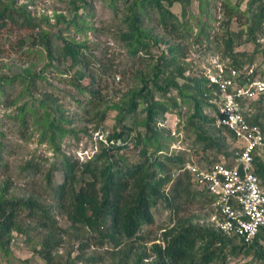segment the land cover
I'll return each instance as SVG.
<instances>
[{
	"label": "trees",
	"instance_id": "obj_1",
	"mask_svg": "<svg viewBox=\"0 0 264 264\" xmlns=\"http://www.w3.org/2000/svg\"><path fill=\"white\" fill-rule=\"evenodd\" d=\"M83 1L85 7H90L87 0ZM200 1L205 4L203 11L210 17L212 0ZM216 1L214 0V5ZM244 1L247 5L245 10L242 9ZM175 3H180L183 7L184 21L172 11ZM191 3L192 0H134L127 7L124 19L127 30L121 34V38L127 43L132 55L143 53L154 64L148 74H141L138 78L139 88L131 90L120 104L113 106L118 111L116 123L114 131L108 136L109 146L103 149L102 154L79 163L61 152L57 140L66 132L63 124L69 120L58 106L47 108L43 120H40L41 114L36 113L35 106L28 108L24 105L19 109L18 117L22 124L27 126L26 115L31 112L36 120L38 119L39 125H42L43 135H48L52 143H56L55 149L62 159L51 171H61L64 181L61 184L48 182L52 197L73 225L88 228L100 244L111 243L113 247H120L125 240H142L151 234V230L146 234L144 231L154 223L153 208L163 205L171 212L172 227L163 231L161 242L152 244L151 252L154 258L149 264H214L217 261L225 262L229 254L238 255L241 252L253 254L264 263V226L255 240L247 243L237 236L224 234L212 224L201 225L194 220L195 216L190 214L192 206L197 201L210 202L211 199L205 190L194 185L190 173L185 170L189 162L185 153L169 152V140L172 138L159 126L168 113L180 112L183 106L189 105L193 112L187 118V127L194 134L192 147L196 154L200 155L207 166L218 163V156L223 153L232 158V161L226 164H234L238 149H227V141L235 142V134L228 127L217 124L218 119L222 117L216 103L217 85L182 61L186 58L184 46L171 45L152 35L151 30L144 26L145 16L151 17L150 13L156 12L159 15V24L168 33H178L182 28L186 31L190 29L187 8ZM220 6L228 16V23L245 18L242 30H229L227 36L221 40L217 36L210 39L206 26H203L196 42L203 44L206 41V49L209 52H212L213 45L220 47L223 43L224 57L230 61L229 65L241 73L240 82L250 81L259 72L255 68L248 74L255 64L254 55L245 51L238 52L236 47L244 42H253L257 49L263 47L260 39H264V0H238L235 3L232 0H222ZM76 9H79V6H76ZM77 12L73 23L83 29L85 20L79 15V11ZM9 22L27 29L38 27L36 20L26 9L0 0V30ZM37 36L51 62L58 59V55L71 59L75 85L90 95L84 112L94 119L97 127H101L106 119L108 107L101 106L96 92L91 88L94 78L87 67L82 46L66 39H63V45H54L49 34L42 33ZM157 42H165L168 48L163 49L160 54H154L153 47ZM40 77L42 75L37 72L25 71L22 81L29 93L36 83L35 79ZM87 80L88 83H84ZM5 81L8 83L6 79L0 80V83ZM262 102L264 93L252 102V111L245 112V116L250 123L264 130ZM207 106L214 110V117L210 118L204 114V108ZM127 117L134 119L133 125L125 123ZM136 124H139L142 130L135 129ZM1 148L0 143V151ZM130 149L138 150V160L132 161L125 154V151ZM255 166L256 172L264 181V161L257 152ZM51 171L48 177L52 175ZM67 200L70 204L66 210ZM50 208L33 197L15 200L1 196L0 247L9 245L13 231H24L18 223L20 214L24 212L40 219L42 225L49 229L41 248L37 250L45 264H77L74 260H64L54 253L55 248L59 246V239L55 234L56 225L50 215ZM236 241H239V244ZM127 256L128 254L125 255ZM149 258L148 254L141 252L134 264H142ZM124 260L119 264H123Z\"/></svg>",
	"mask_w": 264,
	"mask_h": 264
},
{
	"label": "rangeland",
	"instance_id": "obj_2",
	"mask_svg": "<svg viewBox=\"0 0 264 264\" xmlns=\"http://www.w3.org/2000/svg\"><path fill=\"white\" fill-rule=\"evenodd\" d=\"M4 1L13 3L17 8L26 9L36 20L38 27L27 29L9 22L0 30V80L8 81L0 83V197L15 200L33 197L47 207L50 206V215L56 225L55 234L59 239V246L55 248L54 253L64 260H74L77 264H119L125 259L123 264H134L138 254L143 252L150 258L145 259L142 264H149L154 258L151 252L152 244L161 242L163 231L172 227L171 212L163 205L154 207V223L144 231L146 234L151 230V234L140 241L125 240L120 247H113L111 243L100 244L88 228L73 225L52 197L48 182L61 184L64 181L61 171H51L62 159L55 149L56 143H52L48 135H43L42 125H39L38 119L36 120L31 112L26 115L27 126L22 124L18 117L19 109L24 105L28 108L35 106L36 113L41 114L40 120H43L47 108L58 106L69 120L63 124L66 132L57 140L61 152L79 163L102 154L103 149L109 146L108 136L114 131L116 123L118 111L113 106L120 104L131 90L139 88L138 78L141 74H148L154 64L143 53L132 55L127 43L121 38V34L127 30L124 21L127 7L134 0H87L90 7H85L83 0ZM221 1L217 0L214 5L212 0L209 17L207 12L203 11L205 4L200 0H192L187 8L190 29L186 31L182 28L178 33H168L159 24V15L156 12H151V17L145 16L144 26L159 39H164L171 45L184 46L186 58L182 61L188 63L197 73L203 74L206 68L212 69L218 62L229 64L230 61L224 57L223 43L220 47L213 45L212 52H209L206 49V41L203 44L196 42L202 27L206 26L210 39L217 36L221 40L227 36L229 30H242V24L245 22L242 17L228 23V16L220 6ZM237 1L232 0L234 3ZM76 6H79V9H76ZM246 8L244 1L242 9ZM77 11L85 20L83 29L73 23ZM172 11L181 20H185L180 3H175ZM42 33L49 34L54 45H63V39H66L82 46L87 67L94 78L91 88L96 92L101 106L108 107L106 119L101 127H97L94 119L84 112L90 95L75 85L71 59L58 55V59L51 62L37 36ZM260 40L263 47L257 49L253 42H244L236 47V51L254 55L253 67L259 72H264V39ZM165 42L154 43V54H160L163 49L168 48ZM26 70L42 75L35 79L31 93L25 89V83L22 81ZM84 83H88V80ZM261 106L264 110V102ZM192 112V108L185 105L180 112L168 113L159 126L172 138L169 140V152H183L186 160H195L201 165H207L192 147L194 134L187 127V118ZM203 112L210 118L215 116L212 107H205ZM132 120L134 121L127 117L125 123L133 125ZM134 128L142 130L139 124L134 125ZM228 148L232 151L238 149L237 144L231 140L227 141ZM125 154L132 161L138 160L136 149L127 150ZM218 158V163L232 161V158H228L224 153ZM50 171L52 175L48 177ZM69 204L67 200L66 210ZM190 212L195 216L197 223L211 225L210 219L215 209L208 200H201L192 206ZM18 223L24 231H13L9 245L0 247V264H45L37 250L41 248L49 229L42 225L40 219L24 212L20 214ZM236 243L239 244V241ZM262 244L264 246V242ZM214 264L264 263L253 254L241 252L238 255L229 254L225 262L217 261Z\"/></svg>",
	"mask_w": 264,
	"mask_h": 264
},
{
	"label": "built area",
	"instance_id": "obj_3",
	"mask_svg": "<svg viewBox=\"0 0 264 264\" xmlns=\"http://www.w3.org/2000/svg\"><path fill=\"white\" fill-rule=\"evenodd\" d=\"M208 68L203 75L218 87L216 103L222 117L217 124L234 132L236 144L243 143L237 144L231 166L224 162L207 166L191 160L185 170L194 185L205 190L211 199L215 209L210 219L212 225L228 236L250 243L264 226V181L255 166V152L264 149V130L250 123L245 112H251L252 102L264 93V72L241 83V73L229 64L218 62Z\"/></svg>",
	"mask_w": 264,
	"mask_h": 264
},
{
	"label": "crops",
	"instance_id": "obj_4",
	"mask_svg": "<svg viewBox=\"0 0 264 264\" xmlns=\"http://www.w3.org/2000/svg\"><path fill=\"white\" fill-rule=\"evenodd\" d=\"M263 153H264V149H261L257 152V155L262 159L264 157Z\"/></svg>",
	"mask_w": 264,
	"mask_h": 264
},
{
	"label": "bare ground",
	"instance_id": "obj_5",
	"mask_svg": "<svg viewBox=\"0 0 264 264\" xmlns=\"http://www.w3.org/2000/svg\"><path fill=\"white\" fill-rule=\"evenodd\" d=\"M243 143V141H239L237 144H242Z\"/></svg>",
	"mask_w": 264,
	"mask_h": 264
}]
</instances>
